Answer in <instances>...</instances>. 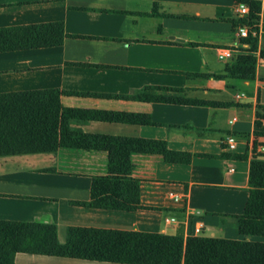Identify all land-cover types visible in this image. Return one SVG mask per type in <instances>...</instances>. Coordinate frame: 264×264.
<instances>
[{
  "label": "crops",
  "instance_id": "crops-1",
  "mask_svg": "<svg viewBox=\"0 0 264 264\" xmlns=\"http://www.w3.org/2000/svg\"><path fill=\"white\" fill-rule=\"evenodd\" d=\"M255 1L263 32L254 76L243 78L237 57L251 53L236 22L246 0H0V27L63 22L69 35L0 52V93L59 89L74 135L52 152L0 157V220L54 224L61 243L71 226L244 239L238 217L264 146V0ZM156 142L182 154L167 161ZM116 147L128 148L146 208L81 204ZM237 153L247 158L228 156ZM15 264L120 263L19 252Z\"/></svg>",
  "mask_w": 264,
  "mask_h": 264
},
{
  "label": "trees",
  "instance_id": "trees-1",
  "mask_svg": "<svg viewBox=\"0 0 264 264\" xmlns=\"http://www.w3.org/2000/svg\"><path fill=\"white\" fill-rule=\"evenodd\" d=\"M245 3L250 14L236 26L257 22L260 3ZM67 36L63 22L0 27V52L60 46ZM242 39L251 54L237 57L248 64L238 68V74L253 77L258 39ZM61 93L59 89L0 93V157L52 152L61 146L62 137L74 136L68 127L71 109L62 106ZM156 144L167 161L182 154L168 150L164 143ZM112 154L108 174L93 178L92 198L81 204L123 211L146 208L140 200V180L132 176L134 164L129 161L128 148L116 147ZM228 156L247 158L239 153ZM249 182L247 204L238 217L239 231L245 236L242 240L71 226L66 242L61 243L54 224L0 220V264H15L19 252L120 264H264V242L250 240L264 237V155L253 156Z\"/></svg>",
  "mask_w": 264,
  "mask_h": 264
},
{
  "label": "built area",
  "instance_id": "built-area-1",
  "mask_svg": "<svg viewBox=\"0 0 264 264\" xmlns=\"http://www.w3.org/2000/svg\"><path fill=\"white\" fill-rule=\"evenodd\" d=\"M240 12L243 16H245V18H247L250 14V7L243 3L240 5L239 7ZM261 32H263L262 29H259V26L257 24V22L251 23L250 21L247 23H243L241 25L238 26V30H237V34L240 38H248L250 36L252 37H259V35L261 34ZM233 51L232 50H227L224 53L220 54V58L223 57H230L232 56ZM226 142L228 144V148L230 150L236 151L240 148V141L237 139L236 136L234 135H229L226 138ZM257 154H262L264 155V146H260L257 150H256ZM232 170V169H231ZM176 198V197H175ZM177 199V198H176ZM172 222H175V218H171Z\"/></svg>",
  "mask_w": 264,
  "mask_h": 264
}]
</instances>
